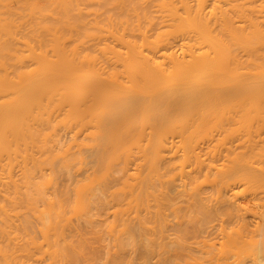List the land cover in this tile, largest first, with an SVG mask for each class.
<instances>
[{
  "label": "bare ground",
  "instance_id": "bare-ground-1",
  "mask_svg": "<svg viewBox=\"0 0 264 264\" xmlns=\"http://www.w3.org/2000/svg\"><path fill=\"white\" fill-rule=\"evenodd\" d=\"M166 139L179 156L182 178L173 177L193 242H204L198 235L215 215L242 208L259 218L247 248L264 264V0H0V264H33L44 253L77 264L74 246L59 244L73 217L99 215L112 172L104 164L124 156L122 171L134 147L142 161L163 162ZM108 148L119 154L109 153L113 161ZM75 166L84 180L57 192L59 173ZM245 222L220 224L221 240L239 242ZM218 254L215 264H241L235 251Z\"/></svg>",
  "mask_w": 264,
  "mask_h": 264
},
{
  "label": "rangeland",
  "instance_id": "rangeland-1",
  "mask_svg": "<svg viewBox=\"0 0 264 264\" xmlns=\"http://www.w3.org/2000/svg\"><path fill=\"white\" fill-rule=\"evenodd\" d=\"M60 132H63V134L65 133L63 131V129L60 130ZM61 134L62 133H60V136H61ZM65 135H67V134H65ZM171 135L172 134L168 135V139L171 138ZM173 135H174V133H173ZM63 136H62V139L64 138ZM169 136H170V138H169ZM65 137H69V135H67ZM173 137L177 140L176 133H175V136H172V138ZM64 140H66V139L64 138L63 140H61L62 143H63ZM170 140L175 141L174 139H170ZM165 141H166L165 145L167 147H165V149L163 151L164 153L163 152L162 153H163V157L166 158L167 161L163 159V162L166 161L169 165L164 162V164H165V166H164L161 159H160V162H157V164H154V162H152L151 160H149L148 162H145L146 159H143L144 161H142V157H141V156H143L142 151H139L137 149L138 153L139 152L142 153L141 156L137 157V155H135V154L133 155V153H135V152H136V154H138L137 150H135V147H134V148H132L134 150V152H132L133 151L132 149H130L128 151V153H129L128 155H129V158H131L130 159L131 161L129 160L130 162H128V160L126 159L127 162H128V163L126 162L128 167H125L127 175H126V172H125V168H123L124 172H125L124 173L123 169L121 171V167L122 166H120L121 164L124 165L123 164L124 162L122 163V161L126 157L124 159H122V160H121V158H123L124 157L123 155H125V154L123 153L122 154L123 157H119L118 156L119 154L118 155H117V153L114 154L113 153L114 151L112 152V150L110 148H108L109 150H108L107 153H108L109 156L106 153V155L108 156V159H110L112 157L109 154L111 152L112 154L118 156V160L113 161L114 159L113 160H111L112 158L110 159L111 161H113L112 164L111 163L109 164L110 166L108 168H110V169H106L107 168L106 164H104L105 165L103 167L104 168L103 169L104 173H105V170L108 171L109 173H110V171H112V172L110 173L111 176H109V178L106 179V176H105V178H104L105 180H103V183L101 184L102 186H104V189L102 190V192L104 194L99 192L101 195H103V196H100V194L98 195L100 198H102V202L99 203V206H98L99 209L97 208L96 212H95L96 214H99V215L98 216L93 215V217H95V221H93L94 219L91 218V220L93 219L92 220L93 223H90V222H87V221L84 222L83 219H82L83 221L80 220L78 222L77 219L75 217H73L71 221L73 222V224H76V225H74L75 228H68L69 231L66 228L67 230H65V236L64 237H68L69 239L65 238V240L61 241L59 245L67 247V249L70 247L68 250H70L74 246L73 248H75V250H77V252L79 253V254L77 253L78 254L77 257L79 259L76 258L77 264H84V263L85 264H101V263H103V264H128V263L129 264H191V263L192 264H202V262H203V264H212V263L215 264L216 263L215 257H216V255L218 253H220V255L218 254V257H220L223 254L222 256H230L231 258H234L235 257L234 251H235V253L240 254V255H238V258L241 259V261H240L241 264H252V263L255 264L253 262V260L255 259V256L253 255L254 254V249H253L254 245L253 246L251 245V247H253V248L250 249V250H249V248H251V247L249 246V248H247V245L248 244L250 245L251 242L253 243L255 238L257 240L259 238L258 232L256 230H254L255 229L254 228L255 221H257L259 218L257 216L252 217L253 215H251L250 212L245 211V209L237 208L238 212H236L235 211L236 210L235 207H234L235 209L234 208H232V209L229 208L230 211L232 210L234 212L231 213L229 216L226 215V216H223L222 218H221V216L216 217V215H215V217H214L215 219L212 218V221H211L209 227L208 228L206 227L205 230H203V232H201V234H203V235H201V234L198 235L201 238L203 237L204 242H201L200 244H197V243L193 242L195 240L194 234L191 231L194 228L192 226L193 224L191 223V221H187L186 220V222H185L186 218L184 217L185 216L184 212L186 214V209L187 208H185V207H187V202H185V201L183 202L181 200L183 198L184 194L182 195L183 191H182V193H180L181 192V187H182L181 186L182 181L180 179L182 177L179 175L181 173V171H180V167L177 164V163H179L178 162L179 156H177L176 153L175 154L172 153V152H175V151H172V149L175 146L174 147L171 146V147H173V148H171L170 147V145H171L170 142H168L167 139ZM168 148L170 150H168ZM90 149L91 148H85V150L83 149V152L85 151L83 154L84 155L86 154V155L89 156V158H87V156H86V160L87 159L90 160V161L87 160V163H88V165H86L87 169H89V165L91 166L93 164L92 162L94 161L93 159L92 160L90 159V158H93V156L89 155V154H91L90 153ZM71 150H73L72 147H71ZM86 150H88V152ZM130 151H131L132 154H130ZM177 153L179 155V152H177ZM176 156L178 158H176ZM167 157L169 159H167ZM173 157L175 159H173ZM58 159L59 160L55 161L57 164H58V162L60 161L61 158H58ZM108 159L106 158L104 163L108 164V162H111V161H108ZM106 161H108V162H106ZM117 163H118V165H117ZM158 163L159 164L162 163L161 166ZM142 164H143L144 167L142 166ZM171 164L173 165V168L175 167L177 169L178 172L175 169L172 168ZM140 165H141V169H140V171H137L138 170L137 168H140V167H138ZM152 165L155 167L156 172L158 174L154 173L155 172L154 169H151V170L149 169L150 171L147 169L148 167H151ZM166 165H168L169 167H168V169L166 168L164 170V168L167 167ZM83 168H85V167H83ZM160 168H162V169H160ZM79 169H81V170H79ZM79 169H77V166H75V169H74V167L71 168L70 173L71 172L72 173L67 175L69 177H67L66 174L63 173V172H61V175L59 173L58 178H57L58 180H56V181H57L58 185L60 184L59 185L60 191H58L59 190V188H58V190L56 189L57 192H63L64 191L63 188H65V185L67 186V184H71L70 182L72 180L74 181V179H75V181H76L77 178L78 179L81 178L82 179L81 181L84 180V177L86 176L87 171L85 169L83 171L82 168H79ZM166 170H168V171H166ZM170 170H172V171L174 170L173 171L174 173L171 172ZM114 171H116L117 173H114ZM148 171L151 172V173H149ZM164 171H165V173H164ZM121 172H123V174ZM136 172H137V174H136ZM138 172H141L143 174L138 173ZM166 172H168V174ZM128 173H130V175ZM144 173H146V174H144ZM134 174L136 176H139V177H135ZM138 174H141V175H138ZM173 174H178V176L181 177V178L180 179L177 178L178 176H174L173 177ZM72 175H74V176H72ZM131 175H132V177H131ZM148 176H149V178H148ZM150 176H151V178H150ZM158 177H159V179H158ZM124 178H125V180H124ZM147 178L149 180H147ZM131 179L132 180L136 179L137 183L131 182L132 181ZM122 180L123 181H128L129 180L128 183L131 182V183H129V186L132 187V188H130L128 186V189H127V185L128 184L126 182H124V184L126 185V186L124 185L125 186L124 187L123 184H122L123 183ZM73 181H72V184H73ZM75 181H74V183H75ZM105 181H107V182H105ZM150 182H152L151 185L149 184ZM106 185H109V187L108 186L106 187ZM179 185L181 187H179ZM119 186L120 187L122 186V188H120V189L117 188ZM129 188H130V190H129ZM129 195H131L134 199L131 197L132 198V200H131ZM166 195H168V196H166ZM171 197H173V198H171ZM174 197H175V199H174ZM184 197H186V196H184ZM172 199H174V200H172ZM121 200H122V203H121ZM168 200L169 201H171V200L175 201V204L177 205L176 208L174 207L175 210L173 209L174 203H172V201L169 202ZM125 201H127V203ZM186 201H187V199H186ZM237 201H242V200L239 199ZM106 202H107V204H105ZM116 202H118L120 205L117 204ZM111 203L113 205H110ZM156 203L160 207V209H159V207H157ZM126 204H129V205H126ZM104 206L105 207L107 206V207L105 208ZM117 206H121V210H123V211H121L119 207L116 208ZM128 206H130V208ZM131 206H133V207H131ZM135 206H137V207H135ZM223 206L222 207L219 206V208L221 207L223 211L228 210L227 207H223ZM127 207H128V209H127ZM183 208H184V210H183ZM219 208H217V209H219ZM115 209H116V211H115ZM219 210H221V209H219ZM262 210L260 209L259 212H261L262 217H263L264 216L263 215L264 211H262ZM101 211H103V212H101ZM134 211L135 212L137 211V212L135 213ZM157 211L159 212V214H158ZM115 212H116L117 215L115 214ZM175 213H176V216H175ZM242 213L244 215L241 216ZM256 215H258V214H256ZM240 216L242 218H240ZM243 216H245L244 218H246V219H243ZM121 217H123V218L121 219ZM99 218L102 219V220H100ZM124 218H126V219H124ZM241 219H243L244 222L246 220V222L244 224L247 225V230L243 231L242 238L244 239L246 236L247 237L244 240L243 239H241V240L239 239L240 240L239 242H237L238 241L237 239H236L237 241L235 240L236 242L235 241H234V243L232 242L234 245L237 246V249H236V247L231 243V241L230 242L229 241L223 242L221 240V238L219 236L220 235V233H219V225L222 224L224 227L227 228V230H228L229 227L230 228L232 227V229H233V227L236 228V229L239 228V227L241 228V225L239 226V224H240L239 222L243 223V221ZM107 220L109 222H107ZM129 220H131V221H129ZM99 221H101V222H99ZM116 221H117V224H116ZM102 222H103V224H101ZM122 222H124V224H126V225H124ZM184 222L185 223L188 222L187 224H185V228H184ZM129 223H131V224H129ZM96 224H97V226H96ZM139 224H141L142 226L139 225ZM123 225H124V228H122ZM127 225H128L129 229L127 228ZM93 226H95V227H93ZM97 227H99V228H97ZM118 227H120L121 229L118 228ZM116 229L117 230L119 229V230L117 231ZM126 229H127V231H126ZM178 229H180V231L181 230L182 231L180 232ZM187 229H189L191 232L189 230H187ZM94 230L96 232H94ZM176 230H177V232H176ZM115 231H117L118 233H116ZM183 231L186 234L187 233L188 234L186 235ZM246 231H247V233H245ZM125 232H127L126 236H128L129 238L125 237ZM138 232L141 233V234L138 235ZM249 233L252 234V235H249ZM37 234L39 235V233H37ZM130 234H132V236ZM178 234L179 235L181 234L182 238H180L181 235L178 237L177 236ZM70 235H72V236H70ZM121 236L124 237L126 240L124 238H121ZM144 236H146L148 243H146V238L144 239ZM183 236H185V237H183ZM249 236H251V237H249ZM199 237H198V240H199ZM81 238H82V240H81ZM184 238H185L186 242H185ZM123 239L125 240V242H124ZM182 239L184 240L185 243H183ZM39 240H41V239H39ZM141 240H142V242H141ZM257 240L254 243H257ZM132 241L134 243H136V244H134ZM87 243H88V245H87ZM44 244H43V247L46 245V244L45 245ZM72 244H74V245H72ZM126 244H128V245H126ZM84 245H85V247L88 246L89 248L87 247V249H85ZM117 245H118V247H117ZM135 245H136V247H135ZM119 246H124V247L119 248ZM76 247H78V248H76ZM119 250H121V251H119ZM174 250H176V252ZM251 250H253L252 254H251V252H252ZM84 251H86V252H84ZM220 251H222V252H220ZM45 254L46 253H44L43 256L39 255L41 257H38V254H36L35 256L33 255V258L37 257L35 259H33V258L31 259L33 261V264H35V263L38 264L39 262H40V264H57L58 260H59L60 264H68V263H66L67 261L65 262V259L60 257V255L59 256L56 255V256H58L57 257L58 259L56 260V259H54L53 255L49 254L50 255L49 256L48 254H46V255ZM252 255H253V257H251ZM96 256H97V258H96ZM37 259H39V261H35L34 262V260H37ZM53 260H55V261H53ZM79 260H80V262H79ZM90 260H92V261H90ZM114 260H116V261H114ZM126 260H128L129 262L128 261L126 262ZM209 260H210V262H209ZM213 261H215V263ZM262 261L264 263V260H262ZM259 262H261V261H259ZM261 264H262V262H261Z\"/></svg>",
  "mask_w": 264,
  "mask_h": 264
}]
</instances>
